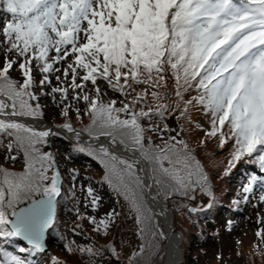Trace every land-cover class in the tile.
I'll list each match as a JSON object with an SVG mask.
<instances>
[{
	"label": "snow or ice",
	"instance_id": "snow-or-ice-1",
	"mask_svg": "<svg viewBox=\"0 0 264 264\" xmlns=\"http://www.w3.org/2000/svg\"><path fill=\"white\" fill-rule=\"evenodd\" d=\"M0 11L10 15L0 21L6 46L0 63V138H11L8 153L15 148L24 155L23 171L0 166V237L26 241L28 247H20V253L44 251L45 233L55 222V198L61 191L59 173L48 175L49 169L55 168L53 157L39 147L50 131H38L17 119L36 120L43 115L35 93L37 86L40 96L55 98L59 93L62 103L69 88L77 92L91 82L95 96H73L87 104L91 124L84 131L93 138L107 136L110 143L119 141L139 152L151 166L155 184L166 192L188 195L199 189L212 197L208 177L183 139L169 136L162 145H154L149 138L145 146L141 119L152 114L163 118L168 105L136 112L128 102H122L121 107H116L115 100L104 103L96 87L98 80H104L113 90L130 95L126 89L134 84L165 86L166 73L170 72L178 119L188 120L189 106H200L210 117V130L205 135L218 136L221 148L228 140L234 141L225 175L244 159L258 164L264 172V0H0ZM69 58L71 63H67ZM61 62L67 67H55ZM14 71H19L20 81L12 78ZM35 72L40 74L39 80ZM53 72H62L65 80L70 75V83L61 86L64 81L56 75L58 86H51ZM46 87L50 92L44 90ZM192 88L198 94L186 100L184 92ZM145 95L147 91L137 93L131 103H139ZM151 95L161 99L159 92ZM68 113L66 106L61 114ZM119 113L128 114V118L121 119ZM62 127L73 131L67 122ZM147 131L170 129L165 124L163 129L150 126ZM98 151L107 158L105 181L110 186L115 184L114 190L135 213L136 223L146 226L149 216L143 197L135 194L141 182L134 163L110 153L103 145ZM6 158L16 160L15 156ZM257 184L264 190V177L250 175L242 186L243 202H248ZM33 193L41 198L32 199ZM88 195L95 207L98 198L91 188ZM25 200L29 201L27 206L18 207ZM259 200L264 202V193ZM117 215L109 213L99 222L88 219L96 225L94 231H99L107 229ZM255 235L264 239L261 230ZM87 251L91 253V249ZM0 258V264H26L20 256L3 249Z\"/></svg>",
	"mask_w": 264,
	"mask_h": 264
},
{
	"label": "rangeland",
	"instance_id": "rangeland-1",
	"mask_svg": "<svg viewBox=\"0 0 264 264\" xmlns=\"http://www.w3.org/2000/svg\"><path fill=\"white\" fill-rule=\"evenodd\" d=\"M9 18V14L0 11V21H6ZM3 40V36L0 35V63H2L5 55L4 49L6 46ZM71 62L69 58L67 63ZM67 63L61 62V64H57L55 67L63 69L67 67ZM34 74L36 79L39 80L40 74L38 72ZM11 75L13 79L17 81L21 80L19 71H14ZM56 75H61V80L64 81L61 86H67L71 81L70 75L65 80L62 72H53L51 74V86H58L55 79ZM80 75H83L82 71ZM166 76L167 84L165 86L149 87L146 84H134L131 88L126 89V92L130 93V95H122L118 91L113 90L108 86L107 81L104 80H98L96 87L100 89L102 101L108 103L111 100H115L116 107H121L122 102H128L133 111L139 112L141 108L147 111L148 107L155 109L158 104L168 105L163 118L152 114L150 118L141 119L140 122L146 130L145 146L149 138L154 145H162L168 140L169 136H176L178 140L183 139L191 150V154L200 163L208 177L212 197L205 195L197 189L188 195L172 192L173 196L168 197L169 199L166 198L168 202V204L166 202L167 206L169 207L170 205L173 208L169 207L173 221V230L175 231L176 223L180 229L181 238H178L177 246L182 251L179 264H264V239L258 238L255 235L257 230H261V235L264 237V202L259 200V196L264 193V190L260 188L259 184L254 185V191L249 194L248 202L245 203L242 199V186L247 183L248 177L250 175L264 177V172H261L260 169L256 170L253 167V163L247 162V159H244L236 164L238 167L231 168L227 172V175H225L234 141L228 140L225 146L221 148L218 136L208 137L205 135V132L210 130V117L204 114L200 106H189L188 120L183 118L178 119L180 111L179 109L174 110V104L177 99L175 96L174 80L171 78L170 72L166 73ZM77 82L79 83L80 81L78 80ZM44 90L50 92V87H46ZM145 91H147V95H145L142 101L137 104L131 103L132 98L137 93L144 94ZM154 91L161 94V99H153L151 93ZM35 93L39 96V103L43 112L41 117L44 120L58 126H62L66 121H69L80 128H85V125L89 121L91 122L90 115L87 114L86 102L82 99H73V96L77 93H87L90 96H95L96 93L91 82H87L83 90L78 89L77 92H73L69 88L68 97L62 103L60 102L59 93L55 94V98L52 95L40 96L38 86L35 88ZM197 94V90L192 88L184 92V98L188 100ZM32 103L35 104L36 102ZM66 106L69 108V113L67 116H64L61 112ZM77 110H79V114H77ZM119 116L121 119L128 118V114L126 113H119ZM189 121L191 122L189 123ZM165 124L168 125L170 131H147L150 126L163 129ZM225 132L227 133V129H225ZM49 138L51 153L60 177H62L65 170L73 169L76 174L95 179L92 181L91 189L93 192L96 191L99 194V201H101L99 203L100 208L98 210H91L92 208L85 206L82 200L85 198V195L82 196L81 192H79L83 188H86L85 185L78 187L77 184H68L64 190V203L60 207L63 210L59 211L58 214L55 213L53 227L45 233L43 241L45 250L40 252V257L37 259L33 257L26 258L20 253L21 259L25 260L26 264H61L62 261L67 260L72 264H136V256L144 247L149 246L147 238L149 239L152 232V230L150 232V229L155 226L156 230L158 229L157 231L160 230L161 232L162 227L159 228L161 225L157 221L152 225V215L147 212L148 216H150L149 222L146 224L148 231L143 233L142 224L136 223L135 213L129 210L131 206L128 201L123 195L118 194L114 190L115 184L110 186L104 179L107 171L105 167L107 158L104 157L100 160L101 165L99 169L88 168L85 162H79V158L78 161L72 157L68 158L67 148L64 149L62 140L58 137ZM8 141L6 140L3 143L6 150ZM201 141H203V144ZM65 143L66 145H70L69 142ZM43 145L39 146L41 151L47 152V150H42ZM177 147L181 146L177 145ZM96 149L99 150V147L97 146ZM16 151L14 148L10 154L14 156ZM86 151L90 152L92 149ZM18 157L19 160L22 158L23 167L24 155L18 154ZM14 163L16 162L11 159L3 160L0 157V166L10 171H14L15 167H17ZM165 166L167 167L166 162ZM137 169L136 176L139 175ZM15 171L20 172L21 166L19 165ZM99 182L104 183V186L107 188L99 187ZM108 190L115 194L114 198ZM131 194V192L128 193V195ZM135 194L143 197L144 206L148 210L144 202V192L141 184L135 188ZM192 196L195 198H190ZM190 199L191 202H189ZM234 201H239V203H234ZM209 203L212 205L210 208L208 206ZM188 205H192V207L194 206L201 211L204 210L198 216L195 214L196 218L194 220H199L195 225L204 223L209 230L202 229L199 231L202 233H198L197 236H192L189 232V236H184V230H189L188 219L191 218V213H193L190 211L188 212L189 215L185 213V207ZM113 212L119 215L111 218L110 226L107 229L101 228L99 231H94L96 225L90 223L88 218H94L99 222L100 220L107 219L108 214ZM204 214L206 216L209 215L211 218H204ZM258 220L261 222L258 223ZM182 235L184 236L183 239ZM142 237L143 241L140 240ZM15 239L18 242L20 240L18 238ZM4 243L6 245L11 244L2 238L0 249H2ZM161 243L156 251H153L151 258L146 261L147 264H164V261H162L163 253L156 257ZM13 247H10L11 251L16 250ZM82 248L85 251L82 252ZM88 249H91V253L87 251Z\"/></svg>",
	"mask_w": 264,
	"mask_h": 264
},
{
	"label": "trees",
	"instance_id": "trees-1",
	"mask_svg": "<svg viewBox=\"0 0 264 264\" xmlns=\"http://www.w3.org/2000/svg\"><path fill=\"white\" fill-rule=\"evenodd\" d=\"M66 122L67 123H70L72 126H75V125H73L69 121H66ZM90 124H91V122L89 121L85 126H88ZM75 127H77V126H75ZM78 128H80V127H78ZM80 129L84 131L85 128L82 127ZM50 133L51 134L48 137H58L60 140H62V144H63L64 149L67 148V153H68L67 156H68V158H71L72 157V158L76 159V161H78V158H79L80 159L79 162H81V163L85 162V165L88 168H94V170L100 168L99 167L101 165L100 160H102L104 157L101 154H99V152L96 149V147L92 148L93 146H91V145H85L84 146L83 144L74 143V142H69L70 145H66V143H65L66 140L63 139V137H60L57 132L51 130ZM9 139H11V138H0V157L3 160H7L6 159V155L7 154L9 156H12L10 153L7 152V150L3 146V143L6 140H9ZM146 147H147V145H146ZM81 149H83V151H81ZM88 149H90V150L92 149V151H90V152L86 151ZM95 151H97V153H95ZM91 152L94 153V154H89ZM18 154L22 155L23 152L22 151H18V150L15 152V155L14 156L16 157V160H15L16 163H14V164L17 165V167H15L14 171L16 170V168H18L19 165L21 166V171H23L22 158H21V160H19ZM86 159H88V161H86ZM235 167H238V166L236 165ZM253 167L256 170H259L260 169L259 166H258V164H256V163H253ZM62 172H63V170H62ZM65 173H66V175H65ZM137 173H138V170H137ZM73 176L75 178H73ZM94 180L95 179H93L92 177H86L85 175L76 174L75 171H73V169L72 170H65V172H63V175L61 177V188L62 189H61L60 195L57 197V201H56V207L57 208L55 210V213L58 214L59 211L63 210V209H60V207L62 206V203H64V197H65L64 196L65 195L64 194V190H65V187L68 186V184H70V183L77 184L78 187H83V185H85L86 188L85 189L83 188L81 191H79V192H81L82 196L85 195L84 196L85 198L82 199L83 202H84V204H85V206H87L89 208H92L91 210H98L100 208V204L99 203H101V201H99V194L96 191H94V192L92 191L94 197L98 196V199L96 201V206L95 207H93V204H92V198L93 197H91V196L88 195V189L89 188H92L91 184H92V181H94ZM99 187L107 188V187L104 186V183H102V182H99ZM157 187L163 193V195L166 196V198H168L170 196H173V193L172 192H166L163 188H161L158 185H157ZM108 191H110V190H108ZM110 193H111L112 197L114 198L115 197V194L112 191H110ZM174 198H175V196H174ZM166 202H167V199H166ZM189 202H191V199H190ZM167 204H168V202H167ZM188 206H190V205H188ZM188 206L185 207L186 208L185 213L187 215H189V213H188L189 212ZM169 207L172 208V206H170V205H169ZM147 212L150 214V212L148 210H147ZM202 212H204V210L203 211L199 210L197 212L191 213V218L188 219V222H189L188 223L189 224L188 225V229L189 230H184V232H183V234H184L185 237L189 236V234L192 235V236H194V235L197 236L198 233H202V232H199L202 229H208L209 230V228L204 223H202L201 225H195V224H197V221H199L198 219L197 220H194V218H196L195 214L198 216ZM203 216H204V218H206V217L208 219L211 218L209 215L206 216L204 214ZM148 222H149V220L146 222V224H148ZM142 228H143V233H145L146 231H148V229L146 228V226L144 224H142ZM174 229H175L176 233L178 234L179 238H181L180 229H179L177 223H176V228H174ZM49 230H51V228ZM49 230H47V232ZM151 230H152V232H151ZM157 230H156L155 227H152L150 229L151 234H150L149 239L147 238V244L149 246L148 247H144L142 249V251H140L139 254L136 256L137 257V263L136 264H147L146 261H148V259L151 258V254L153 253V251H156V249L159 247V245H160V243H161V241L163 239V233H162V231L160 232V230L159 231H157ZM188 232H189V234H188ZM184 236L182 235V239L184 238ZM1 239H2V237H0V240ZM140 240L143 241V237L140 238ZM7 242L8 243H11V244L6 245L4 243L3 246H2V248H4L5 250L9 251L13 255L21 256V254H20L19 251H16V252L14 250L11 251L10 247H13L14 246L13 248H15L16 250H18L19 247H27V246L22 245L18 241H16L15 238H10V239L7 240ZM22 254L26 258H32L33 257L34 259H37V258L40 257V254L41 253L40 252H25V253H22ZM138 260H139V262H138ZM61 264H72V263L67 260V261H62Z\"/></svg>",
	"mask_w": 264,
	"mask_h": 264
},
{
	"label": "water",
	"instance_id": "water-1",
	"mask_svg": "<svg viewBox=\"0 0 264 264\" xmlns=\"http://www.w3.org/2000/svg\"><path fill=\"white\" fill-rule=\"evenodd\" d=\"M17 119H25L30 124H32L33 126L40 128V130L53 129L69 141L79 142V143H83V144H93V143L100 144L101 141H104L106 143V145L109 146L112 151L117 150L114 147V144L110 143V138L107 136H98V138H93V136H90L89 133L78 132L80 136L74 137V136H69V131H65V130L61 129L60 127L48 122L47 120L42 119V118H38V120H33V119H28V118H17ZM39 121L42 123H39ZM119 148L127 151L129 153V155L134 159V161H136L138 163L139 179H140V182H141L140 184H141L143 192H144L145 204L147 201L146 200V196H147V192H148L147 189L148 188H154L157 191L156 194L160 197V199L159 200L157 199V200L159 201L160 206L165 210L166 215H167V219H166L167 228L165 229L166 232L164 234V238H163V241L161 243V247H164V254H166L167 248H168L167 244L169 243L170 238H173L174 247H175V251H176V256L174 257V259L166 262V264H179L181 261V251H180L179 247L177 246L178 237H177V234L173 230V221H172V217H171V211L166 204V197L157 189V187L154 183L153 176H152V173L150 171L149 163L141 158L139 152L131 151L123 145H120ZM42 150H47V153H50L51 156L53 157V155L51 153L50 141H49L48 137L46 138V141H45L44 145L42 146ZM53 171L59 173L56 163H55V168L49 169L48 175L51 176ZM142 178H144V180H142ZM59 182H60V188H61V177H60V175H59ZM31 198L32 199H39V198H41V195L39 193H34L31 196ZM55 200H56V198H55ZM28 203H29V201L25 200L20 205H18V207H25V206H27ZM190 209H191V207H190ZM20 240L23 241L22 239H20ZM23 242L27 244L26 241H23ZM44 250H45V248H44Z\"/></svg>",
	"mask_w": 264,
	"mask_h": 264
},
{
	"label": "bare ground",
	"instance_id": "bare-ground-1",
	"mask_svg": "<svg viewBox=\"0 0 264 264\" xmlns=\"http://www.w3.org/2000/svg\"><path fill=\"white\" fill-rule=\"evenodd\" d=\"M21 122L27 123L28 125H30L31 127L35 128L36 130H39L40 128L33 126L32 124H30L27 120L25 119H18ZM38 120V119H36ZM39 123H42L39 121ZM69 136H74V137H79L77 136L76 132L74 131H69ZM90 145H94V146H98L100 147L101 145H103L105 148H107L109 150L110 153H113L125 160H129L130 162H133L134 165L138 168L137 170H139V166L138 163L136 161H134V159L129 155V153L123 149H120V144L119 141H117L116 144H114V147L117 149L115 151H112L110 149L109 146L106 145V143L104 141H101L100 144L97 143H93ZM85 146V145H84ZM142 180H144V178H142ZM147 196H146V205H147V209L150 211L151 215H152V225H154V223L157 221L161 226L159 228H161V231L163 233V235L166 232V219H167V215L164 212V210L162 209V207L160 206L159 203V199L160 197L156 194V190L154 188H148L147 189ZM158 199V200H157ZM155 227V226H154ZM167 253L164 254V247L158 249L157 253H156V257L160 256L161 253L162 254V261H164V263L166 264V262L171 261L174 257V255H176V251H175V247H174V240L173 238H170L169 243L167 244ZM158 260V259H157ZM162 263V262H161Z\"/></svg>",
	"mask_w": 264,
	"mask_h": 264
}]
</instances>
